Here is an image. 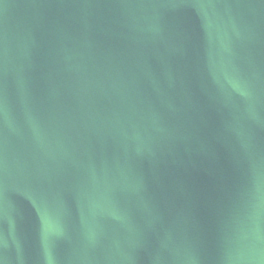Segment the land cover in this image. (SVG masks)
<instances>
[{"label": "water", "instance_id": "obj_1", "mask_svg": "<svg viewBox=\"0 0 264 264\" xmlns=\"http://www.w3.org/2000/svg\"><path fill=\"white\" fill-rule=\"evenodd\" d=\"M207 264H264V101L240 159Z\"/></svg>", "mask_w": 264, "mask_h": 264}]
</instances>
